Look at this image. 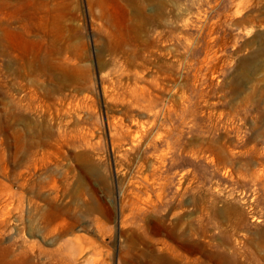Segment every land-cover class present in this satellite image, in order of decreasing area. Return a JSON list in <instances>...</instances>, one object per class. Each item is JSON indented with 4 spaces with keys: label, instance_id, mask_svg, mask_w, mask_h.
I'll return each instance as SVG.
<instances>
[{
    "label": "rangeland",
    "instance_id": "1",
    "mask_svg": "<svg viewBox=\"0 0 264 264\" xmlns=\"http://www.w3.org/2000/svg\"><path fill=\"white\" fill-rule=\"evenodd\" d=\"M139 236L264 264V0H0V241L137 264Z\"/></svg>",
    "mask_w": 264,
    "mask_h": 264
},
{
    "label": "bare ground",
    "instance_id": "2",
    "mask_svg": "<svg viewBox=\"0 0 264 264\" xmlns=\"http://www.w3.org/2000/svg\"><path fill=\"white\" fill-rule=\"evenodd\" d=\"M139 187H141V186H139ZM52 207L56 208V209L58 208V206H54V205H52ZM85 208H87V206H85ZM216 214H219V212H217ZM139 238L141 239V240H139L140 242L142 241V242L146 243V247L143 249L141 254L137 256V260H136L137 264H151V262L148 259L152 256L158 258V260H157L158 264L166 263V259H168V257H169L167 255V252L163 255H159V256L156 255V248H155V245L157 244L156 240L151 239V238L148 239V238H145L142 236H139ZM179 238L177 240H179ZM179 241L182 243L183 240L182 241L179 240ZM82 244H83L82 238H79V237L73 239L70 243H68L69 249L72 250V251H70V253H71L70 257L72 260H73V258H74V260H76L77 256L81 255L85 251L86 247L84 245L82 246ZM183 244H184V246H186V249L188 248L192 252L198 251L199 253H203V254H205V256H208L206 248H202L199 245H196V244L193 245L192 243H188V242H185ZM165 249H167V248H165ZM162 250L165 251L164 249H162ZM13 256H16V257L19 256L18 259L21 261V262L18 261L19 264H35L33 262V259H30L29 257H27L28 254L26 252L21 251L17 255H14L13 249L11 248V246L3 245L2 242L0 241V264H14V262H12V258H11ZM142 257H144L145 260ZM208 257L212 261H215V257L213 255H209ZM199 260H200L199 257L189 256L187 254H179V256L177 255V258L174 257L173 260L168 259V261H170L169 264H200ZM15 264H17V263H15ZM62 264H65V263H62ZM68 264H72V262L68 263ZM154 264H156V263H154ZM221 264H231V263L223 261V262H221Z\"/></svg>",
    "mask_w": 264,
    "mask_h": 264
}]
</instances>
